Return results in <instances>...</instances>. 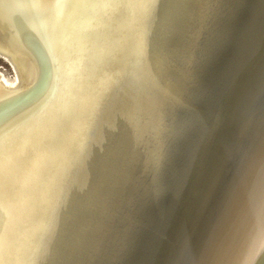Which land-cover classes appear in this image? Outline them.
I'll return each instance as SVG.
<instances>
[{"label": "bare ground", "instance_id": "obj_1", "mask_svg": "<svg viewBox=\"0 0 264 264\" xmlns=\"http://www.w3.org/2000/svg\"><path fill=\"white\" fill-rule=\"evenodd\" d=\"M155 1L0 0V59L12 70L8 76L0 69V264H122L118 256L133 235L131 229L120 233L123 217L116 214L104 213L109 222L87 219L90 228L79 219V229L86 230L48 243L66 207L64 186L93 132L105 129L101 120L111 91L120 90L130 76L142 89L154 88L152 95H130L116 106L106 124L119 134L143 105L150 108L154 98L174 87V78L190 74L192 48L184 72L178 69L177 75H167L163 56L169 48L178 51L185 34L195 42L203 31L208 33L205 20L219 2L177 0L188 3L171 7L165 19L171 26L158 25L156 32L155 23L152 28L147 24ZM194 18H199L196 29ZM242 34L228 49L233 58L226 60L229 83L237 78L232 71ZM218 60L205 67L208 72ZM257 63L227 96L216 82L210 84L214 103L207 105L203 123L216 144L188 153L190 171L196 172L194 189L183 201L180 224L185 223L186 234L170 230L162 242L152 236L145 255L130 264H264V55ZM189 87L175 90V100H196L197 82ZM169 117L166 126L162 120L155 127L160 141L174 114ZM129 153L112 168L109 161L97 163L85 176V189L72 204L74 213L99 208L113 192L104 185L127 184L130 175L120 171L124 166L151 161L158 166L164 158L160 150L151 156H135L133 148ZM149 187L144 188L147 196L152 195ZM108 245L117 247L113 255V249L107 253ZM92 250L101 258L95 261Z\"/></svg>", "mask_w": 264, "mask_h": 264}, {"label": "rangeland", "instance_id": "obj_2", "mask_svg": "<svg viewBox=\"0 0 264 264\" xmlns=\"http://www.w3.org/2000/svg\"><path fill=\"white\" fill-rule=\"evenodd\" d=\"M177 2L181 6H185L188 3L187 1L177 0H156L152 8V14L148 19V27L152 28L154 23L156 25L154 28L161 24L171 26L172 23L165 21L168 17L166 13L171 7L174 8ZM196 20L194 18L193 22H191L194 29L198 25L196 22L199 18ZM206 20L204 27L207 28L209 26L208 33L206 32L207 30L203 31L195 39V42L192 40L191 35L188 36L184 33L185 36H183L184 39H182L179 50L169 48L163 56L167 67V75H177L178 69H182L184 72L183 67H185L184 64L188 59L187 54L189 49L192 48L189 62L191 65L189 66L190 74L188 75L184 72L181 73L180 78H174L173 80L177 81V83L174 87L171 85L172 89L169 92L158 95L159 97L154 98L155 102L153 101L151 104L147 101L150 108L142 104V110L133 116L129 126L126 125L127 127L120 129L121 133L119 134L113 131L112 125L111 128L109 123V125L106 124L111 119L116 106L130 95H137L139 98L144 94L152 95L153 92L151 90L154 88L149 86V90L148 88L142 89V86L136 84L133 81V77L130 76L123 79V86L120 90L113 89L111 91V98L106 101L107 104L103 110V118L101 120V124L104 125L103 128L105 129L98 132L99 130L95 128L96 130L93 132L89 147H87L74 168L73 176L70 177L71 179L64 186L68 189L64 201L66 207L62 209V217L52 232L51 240L49 239V247L62 239H73V232L78 233L79 230L81 232L86 230L87 228L85 229V227L79 229V226L82 225L80 220L84 223L87 219L94 217L92 221H99L104 218V213L106 217L114 216L115 214L123 217V221L120 219L119 224L121 234L127 229L132 230L131 235L133 236L130 242L127 243L124 251L122 249L123 252L121 251L120 255L117 254L119 255L118 257H121L122 264H130L133 260H136V256L138 258L143 257L145 255L144 252L147 250L146 247L151 240L153 241V237L154 241L160 238V242H162L163 239L161 238L163 234H167V231L170 233L169 231L172 230L176 234L183 229L180 233L181 236L186 234L185 223L180 224L182 221L181 215L184 213L183 201L187 193L194 189L196 172L195 169L190 171L188 153H192L194 148H211L216 144L212 140L210 141V136H213V134L208 135L205 125L207 118H204V115H206L204 113L207 112V105L210 102L214 103L211 97L213 91L209 90L210 84L213 85L212 81L216 82L217 88L227 96L230 88L234 89L238 85L242 75L246 76L249 70L255 71L254 69L257 68L258 59L264 55V0H219L216 7L213 6ZM248 27L251 28L249 32ZM157 29L158 27L154 31ZM156 32L153 35V48L157 50L153 51L158 53V49L161 46H159L158 42L156 43L159 48L155 45ZM205 32L210 35L208 44L205 42L207 37ZM241 34L244 36L241 38V46L237 48L235 56L237 59L234 61L236 67L232 71V74L234 73L237 78L229 83L230 76L227 73L229 72V63L233 62L231 61L233 58L229 59L228 49L236 44ZM160 51L162 52V50ZM216 58H220V60L208 72L206 68ZM227 59H229L228 64L226 63ZM224 64H227V67ZM223 68L226 69V73ZM0 69L4 74L12 75L11 68L1 59ZM200 71H205V73L200 75ZM163 72L166 73V71ZM220 72L222 73L220 74ZM165 73L163 74L165 75ZM193 82L198 84V87H196L198 90H195V93L193 92L197 96L196 100H187L183 97L180 101L175 100L177 97L173 96V92L175 90L178 91L179 87L180 89L190 88L189 86ZM199 89L201 90L200 96L198 94ZM177 91H175L176 94ZM226 107V115L228 116L231 113L229 112L230 105L227 106L226 104ZM221 108L223 109V107ZM171 114H174L172 125H169L167 135L160 141L161 134L157 129L158 132L155 130V127L158 121L161 122L162 120L160 124L166 126L167 119L169 120ZM203 121L205 122L203 123ZM105 130L110 131L105 133ZM113 144L115 145L111 146ZM162 145L164 148H162ZM109 146L111 148H106ZM131 148L134 149L135 156L141 154L151 156L150 154H155L159 150L162 151L164 155L162 164L157 166L158 163L153 164L151 161L148 165L129 164L124 166V169L119 168L123 174L130 175V181L121 187L111 188L109 185H104L105 191L113 190V192H110L104 202L99 204V208L91 207L90 210H88L89 208L83 209L84 213L82 211L81 213H74L75 210L72 204L79 197L78 191H84L85 189V176L93 171L99 162L109 161L111 162L110 168H112L119 161L127 159ZM109 178L114 180L116 176L110 174ZM139 184L142 185V188L139 187ZM146 185L147 187L148 185L150 186L151 196H147V192L144 191ZM196 192L199 195V189ZM135 212L137 214L136 217ZM104 221L109 222L108 219ZM135 223L138 225L135 226ZM86 227L90 228L91 223ZM110 247L108 245L107 253L113 249L110 253V255H113L117 251V247ZM93 251L95 261L101 258L98 252ZM117 255H114V257H117ZM114 257L112 256V259Z\"/></svg>", "mask_w": 264, "mask_h": 264}]
</instances>
